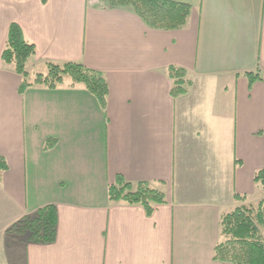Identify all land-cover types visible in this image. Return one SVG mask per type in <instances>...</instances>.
<instances>
[{
	"label": "crops",
	"instance_id": "0c3cea01",
	"mask_svg": "<svg viewBox=\"0 0 264 264\" xmlns=\"http://www.w3.org/2000/svg\"><path fill=\"white\" fill-rule=\"evenodd\" d=\"M175 1L190 14L163 31L88 0H0V264H228L212 259L220 216L235 195L264 201L253 180L264 169V0ZM12 23L35 49L30 81L47 63L81 64L103 74L105 110L67 79L20 95L1 60ZM170 67L189 83L175 98ZM117 177L165 203L148 216L110 202ZM48 205L53 243L9 232Z\"/></svg>",
	"mask_w": 264,
	"mask_h": 264
},
{
	"label": "trees",
	"instance_id": "16d2710c",
	"mask_svg": "<svg viewBox=\"0 0 264 264\" xmlns=\"http://www.w3.org/2000/svg\"><path fill=\"white\" fill-rule=\"evenodd\" d=\"M45 5L48 0H39ZM98 6L106 9H124L132 12L148 27L170 31L182 28L190 14L188 4L175 0H98ZM35 56L34 46L28 43L16 24H10L1 60L12 65L21 77L18 93L21 95L28 87L43 85L48 89L58 88L67 79L69 86H82L98 102L104 111L107 99V84L102 73L90 70L81 64H46V74H36L30 81L26 66ZM172 80L171 96L178 97L186 92L189 83L186 72L176 67L168 69ZM251 83L256 79L247 75ZM53 146L46 142L45 149ZM7 169L6 162L0 158V174ZM254 183L264 190V169L257 171ZM110 202H122L128 206L141 207L146 215H151L157 206L165 203L164 196L147 183H130L121 177L107 188ZM237 203L230 211L220 216V241L213 251V260L228 264H264V242L261 229H264V201L256 205L239 204L246 196L235 195ZM57 212L52 205L39 208L30 216L23 217L9 232L23 236L31 244H51L56 237Z\"/></svg>",
	"mask_w": 264,
	"mask_h": 264
},
{
	"label": "rangeland",
	"instance_id": "374dc122",
	"mask_svg": "<svg viewBox=\"0 0 264 264\" xmlns=\"http://www.w3.org/2000/svg\"><path fill=\"white\" fill-rule=\"evenodd\" d=\"M44 71H45V70H44L43 68H40V67L37 68V72L44 73ZM261 194L264 195V193H262V192H261ZM254 204H257V202H254ZM261 231H262V234H263V237H264V229H261Z\"/></svg>",
	"mask_w": 264,
	"mask_h": 264
},
{
	"label": "built area",
	"instance_id": "2783aa9c",
	"mask_svg": "<svg viewBox=\"0 0 264 264\" xmlns=\"http://www.w3.org/2000/svg\"><path fill=\"white\" fill-rule=\"evenodd\" d=\"M91 4H96L97 0H88Z\"/></svg>",
	"mask_w": 264,
	"mask_h": 264
}]
</instances>
